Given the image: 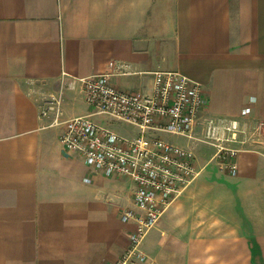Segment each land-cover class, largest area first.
Masks as SVG:
<instances>
[{
	"label": "crops",
	"instance_id": "0c3cea01",
	"mask_svg": "<svg viewBox=\"0 0 264 264\" xmlns=\"http://www.w3.org/2000/svg\"><path fill=\"white\" fill-rule=\"evenodd\" d=\"M111 60L129 65L111 79L122 90L179 70L202 85L205 116L256 130L236 175L212 146L201 159L177 139L200 172L142 249L158 264H264V0H0V264H108L128 247L132 181L64 150L61 127L38 113L42 95ZM63 108L88 112L80 82Z\"/></svg>",
	"mask_w": 264,
	"mask_h": 264
},
{
	"label": "built area",
	"instance_id": "2783aa9c",
	"mask_svg": "<svg viewBox=\"0 0 264 264\" xmlns=\"http://www.w3.org/2000/svg\"><path fill=\"white\" fill-rule=\"evenodd\" d=\"M128 68L125 62L111 60L104 71L75 77L42 95L38 113L49 120L46 126L61 127L64 150L81 155L95 171L125 176L133 183V205L122 212V219L133 224L129 245L108 264H158L142 249V241L200 172L193 148L163 134L212 146L211 159L222 171L236 175L237 154L256 130H248L237 118L205 116L209 100L202 85L179 70L154 71L149 91L122 90L111 79L128 73ZM76 81L89 110L65 117L64 89ZM113 121L133 125L138 133L123 134L111 127Z\"/></svg>",
	"mask_w": 264,
	"mask_h": 264
},
{
	"label": "rangeland",
	"instance_id": "374dc122",
	"mask_svg": "<svg viewBox=\"0 0 264 264\" xmlns=\"http://www.w3.org/2000/svg\"><path fill=\"white\" fill-rule=\"evenodd\" d=\"M111 127L118 130L119 132L123 134H135L137 132V127L124 123V122H119V121H113L111 122ZM164 137L171 138L172 140L177 141V139H183V137L178 136V135H172V134H163ZM210 146V145H209ZM208 146V144L205 143H198L196 152L199 158H207L210 156L211 152L213 149H211ZM215 163V162H214Z\"/></svg>",
	"mask_w": 264,
	"mask_h": 264
}]
</instances>
